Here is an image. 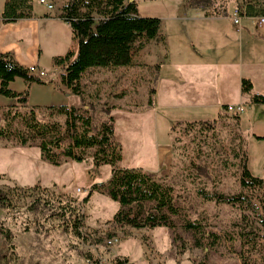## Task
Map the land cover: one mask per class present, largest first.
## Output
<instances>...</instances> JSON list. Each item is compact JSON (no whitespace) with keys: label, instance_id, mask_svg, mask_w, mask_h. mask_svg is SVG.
<instances>
[{"label":"rangeland","instance_id":"1","mask_svg":"<svg viewBox=\"0 0 264 264\" xmlns=\"http://www.w3.org/2000/svg\"><path fill=\"white\" fill-rule=\"evenodd\" d=\"M133 1L143 17L161 19L160 34L170 46L176 43L177 47L193 49V42L204 44L207 28L194 23L190 17L198 11L188 8L186 3H207L209 12L223 13L229 0ZM54 3L58 7L66 1ZM246 3L247 0H237L235 9L245 10ZM259 3L264 6V0ZM221 23L234 40L230 57H236L239 24L227 19ZM162 41L163 38L153 40L139 51L133 66L89 68L82 78L83 98L86 109L92 106L90 114L95 124L107 119L105 109H111L116 137L123 148L120 167L144 168L150 176L173 186L181 197L184 212L190 219L203 223L198 235L200 244L181 226L180 235L175 238L166 227L136 229L115 225L112 219L119 203L96 191L90 195L94 184L111 177L109 165L94 167L91 162L67 160L56 166L42 159L38 147L0 138V189L11 199L10 206H0V264H95L94 258L99 259V264H110L116 257H126L133 264L264 261V188H245L240 181L244 154L251 173L264 178V104L244 103L245 112L239 120L234 112L227 111L208 120V126L197 124L190 130L186 128L188 122H177L169 133L170 117H162V112L153 111L149 103L152 89L159 85L156 80L160 65L166 63L167 45ZM62 71L59 67L51 77L59 87ZM168 72L165 67L162 75L168 76ZM41 78L51 79L46 74ZM35 96L34 100L42 97L43 92ZM248 98V94H243V102ZM49 99V103L68 101L70 105L82 106V99L72 93L60 100ZM34 100L30 102L33 104ZM30 102L29 106H34ZM19 109L26 110L20 105ZM167 142L170 148L165 162L159 163V147ZM199 190L241 194L243 203L232 206L204 199ZM59 204L84 216L82 230L91 234L89 240L75 235L70 214L67 222L58 216L60 212L55 209ZM109 233L114 234L110 241L106 238ZM99 237L103 241L95 244ZM213 239L217 243L211 246Z\"/></svg>","mask_w":264,"mask_h":264},{"label":"trees","instance_id":"2","mask_svg":"<svg viewBox=\"0 0 264 264\" xmlns=\"http://www.w3.org/2000/svg\"><path fill=\"white\" fill-rule=\"evenodd\" d=\"M193 5L209 7L207 3L198 2ZM244 6L245 10H240L242 15H264V6L258 0H247ZM32 17L33 0L5 1L1 15L3 23ZM59 17L70 24L77 49H69L66 54L54 57L53 64L63 70L60 77L62 84L82 99V106H29L31 84H46L47 80L20 64L12 52L0 53V95L14 100L8 106L0 105V138L21 146H36L42 159L56 166L67 160L91 162L94 167L109 165L112 167L111 177L106 182L94 184L90 195L96 191L119 203L120 208L112 219L115 225L136 229L166 227L175 238L179 237L178 227L181 226L199 245L198 235L202 232L203 223L190 219L184 212L181 197L175 193L173 186L150 176L142 168L120 167L123 148L116 137V123L110 113L111 109H105L109 114L107 119L95 124L90 114L92 106L86 109L87 103L83 98L82 78L89 68L133 66L135 57L146 45L153 40L165 39L160 34L161 19L143 17L139 13L138 4L130 0H68L60 8ZM16 78H22L28 88L24 91L13 90L10 83ZM252 89V82L243 79L242 92L251 94L250 103L264 104V95L252 94ZM151 93H155V89ZM149 103H153L152 98ZM19 105L26 110H20ZM235 119L239 120L240 115H236ZM197 124L208 126L209 122H188L186 128L190 130ZM236 157H239L238 153ZM247 159V154H244L240 164L242 186L264 188V178L251 173ZM199 193L204 199L232 206L243 203L241 194L228 195L204 190H199ZM10 205L9 194L0 189V206ZM55 210L60 212L58 216L64 221L67 220V214H70V224L75 235L84 241L91 238L90 233L82 230L84 216L76 213L75 209L59 204ZM106 238L111 240L114 234L109 233ZM103 239L96 238L94 243L100 244ZM216 243L217 239H213L210 244L213 246ZM90 257L93 258L92 255ZM94 263L99 264V259L94 258ZM110 264L133 263L126 257H116ZM253 264H264V261Z\"/></svg>","mask_w":264,"mask_h":264},{"label":"crops","instance_id":"3","mask_svg":"<svg viewBox=\"0 0 264 264\" xmlns=\"http://www.w3.org/2000/svg\"><path fill=\"white\" fill-rule=\"evenodd\" d=\"M5 1L0 0V53L12 52L20 64L27 68L37 66L51 78L52 73L59 70V67L53 64V58L66 54L69 49L76 50L77 47L70 24L59 17L62 5L57 7L54 0H46L53 4V8L49 9L46 2L33 0L32 18L3 23L1 15ZM236 1L227 2L226 13L209 12L207 7L186 3L188 8L198 11L193 12L194 15L190 17L194 23L207 28L203 34L204 44L193 42L195 47L192 49L189 46L177 47L176 43L173 47L166 39L162 41L167 45V55L164 58L166 63L160 65L161 72L159 71L156 80L159 85L153 93L151 108L158 114L161 111L162 117H170L167 119L170 122L169 133L172 125L177 122L217 119L227 112L228 105L242 104L246 108L244 103H250L251 94H248L249 98L243 102V79L252 82V94L264 95V90L260 89L264 88V26H259L256 16L241 17L236 36L238 55L230 57L231 42L234 40L222 28L221 22L227 19L234 23L232 15ZM230 58L233 59L229 60ZM165 67L169 68L168 76L162 75ZM52 80L53 78L47 80L44 85L31 84L29 102L30 99L33 102L37 93L43 92V96L35 99L33 104L30 102L31 105H70L68 101L49 103V98L60 100L71 95L69 89L61 84V79L60 87L52 83ZM10 87L16 91L28 88L22 78H16L10 83ZM45 93L48 94L44 95ZM13 102V99L0 95V105ZM169 111L176 114H166ZM208 116L213 118L207 119ZM168 144L169 142L159 147L157 162H165L164 156L170 148Z\"/></svg>","mask_w":264,"mask_h":264},{"label":"built area","instance_id":"4","mask_svg":"<svg viewBox=\"0 0 264 264\" xmlns=\"http://www.w3.org/2000/svg\"><path fill=\"white\" fill-rule=\"evenodd\" d=\"M41 3H45L47 4L48 8L51 9L53 8V4L50 2H47L46 0H40ZM233 21L235 24H240L241 22V17H243L244 15L241 14L240 10L238 8H236L233 12ZM257 19V22L259 24V26H264V15H260V16H256L255 17ZM29 70L33 73L38 75L39 77H41L42 75H45V72L43 70H40L37 66H31L29 67ZM244 106L242 104H237V105H228L226 110L227 111H231L234 112L235 114H241L242 112H244ZM110 241V240H109Z\"/></svg>","mask_w":264,"mask_h":264},{"label":"water","instance_id":"5","mask_svg":"<svg viewBox=\"0 0 264 264\" xmlns=\"http://www.w3.org/2000/svg\"><path fill=\"white\" fill-rule=\"evenodd\" d=\"M130 1H133V0H130Z\"/></svg>","mask_w":264,"mask_h":264}]
</instances>
